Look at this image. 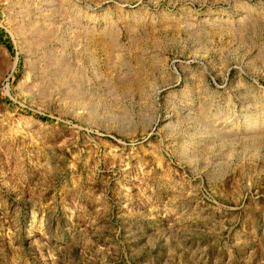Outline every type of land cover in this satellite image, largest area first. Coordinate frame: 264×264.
I'll return each instance as SVG.
<instances>
[{
  "label": "rangeland",
  "instance_id": "obj_1",
  "mask_svg": "<svg viewBox=\"0 0 264 264\" xmlns=\"http://www.w3.org/2000/svg\"><path fill=\"white\" fill-rule=\"evenodd\" d=\"M0 264H264V0H0Z\"/></svg>",
  "mask_w": 264,
  "mask_h": 264
}]
</instances>
